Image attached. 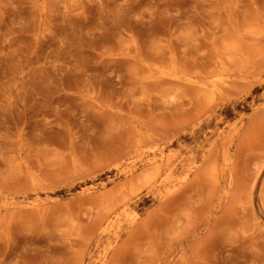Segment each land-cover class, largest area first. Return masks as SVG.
I'll return each mask as SVG.
<instances>
[{
    "label": "rangeland",
    "instance_id": "rangeland-1",
    "mask_svg": "<svg viewBox=\"0 0 264 264\" xmlns=\"http://www.w3.org/2000/svg\"><path fill=\"white\" fill-rule=\"evenodd\" d=\"M0 264H264V0H0Z\"/></svg>",
    "mask_w": 264,
    "mask_h": 264
}]
</instances>
